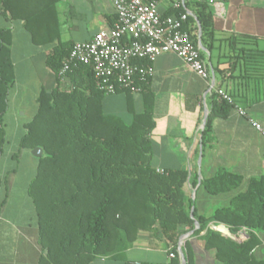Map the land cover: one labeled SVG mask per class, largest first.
<instances>
[{
	"label": "trees",
	"instance_id": "obj_1",
	"mask_svg": "<svg viewBox=\"0 0 264 264\" xmlns=\"http://www.w3.org/2000/svg\"><path fill=\"white\" fill-rule=\"evenodd\" d=\"M32 1L33 6L24 7L22 0H0V10L12 19L24 20L33 40L38 41L33 24L52 40L55 34L50 32L57 31V23L54 19L50 25L48 18L54 16V0ZM182 11L185 9L179 5L177 12ZM195 15L203 41L212 37L213 18L205 1L195 3ZM183 28L197 42L192 16L188 15ZM10 43V30L0 27V153L5 141L2 116L14 82ZM70 48L59 42L47 54L46 65L55 73L57 84L51 90H40L37 110L24 124L19 140L20 149H42L27 189L37 217L38 264H89L98 256H115L135 241L139 230L159 235L174 253L169 264H180L179 237L194 228V220L199 227L193 235L205 230L201 238L206 249L215 251L217 264H264L254 252L260 244L258 233L264 232V177L251 179L245 191L211 216H199L193 208L190 217L194 203L184 189L188 171L174 168L159 172L153 163L150 76H136L132 84L142 94L141 110L128 105L127 117L104 112L102 99L107 94L96 88L90 65L71 67L65 80L57 76ZM130 90L126 87L116 92ZM217 98L203 142L211 119L226 116L231 107ZM240 182L239 175L218 168L202 186L208 193L218 194L236 189ZM210 221L228 225L233 234L245 228L247 236L225 237L208 227ZM183 252L186 264H194L188 241Z\"/></svg>",
	"mask_w": 264,
	"mask_h": 264
},
{
	"label": "crops",
	"instance_id": "obj_2",
	"mask_svg": "<svg viewBox=\"0 0 264 264\" xmlns=\"http://www.w3.org/2000/svg\"><path fill=\"white\" fill-rule=\"evenodd\" d=\"M198 1L207 3L213 18V36L203 41L201 29L200 37L204 48L200 49L201 55L209 77H200L173 53L159 55L152 64L148 85L154 122L149 137L154 166L186 169L185 193L193 200L197 215L209 217L215 209L227 207L237 193L245 191L251 179L264 177V138L251 122L264 129V0H158L161 15L176 13L178 4L194 18L197 45L199 21L195 3ZM20 4L31 7L33 1L22 0ZM53 11L54 16L49 15L48 20L52 25L56 19L57 31L50 32L55 37L48 39L46 31L33 24L38 39L35 41L24 20L12 19L0 10V27L11 33L14 71L2 123L9 118L14 128L26 123L17 117L25 114L28 100L31 107L33 102L36 112L40 90H51L57 84L55 73L46 65V56L53 47L59 42L71 46L74 42H87L96 32L109 28L115 18L112 0H54ZM217 89L230 96L231 102H227L231 107L226 116L211 119L203 142L207 118L214 98L218 97ZM128 105L141 110L142 94L131 89L107 94L102 99V108L107 113L127 117ZM19 140L16 147L12 145L7 151L3 144L0 153V264H38L41 254L35 207L27 190L30 180H22L19 185L18 175L22 156L33 166L37 165V158L31 155V150L20 149ZM218 168L239 175L240 185L229 192L208 193L202 181L214 175ZM20 202L26 205L24 209ZM216 223L210 221L208 227ZM204 232L190 235L182 244L184 247L188 241L194 264L215 260V251L206 249L201 238ZM234 235L245 238L247 230L241 228ZM258 236L260 244L254 252L264 260V232ZM170 251L171 245L154 231L139 230L130 246L115 256H98L89 264H166Z\"/></svg>",
	"mask_w": 264,
	"mask_h": 264
},
{
	"label": "built area",
	"instance_id": "obj_3",
	"mask_svg": "<svg viewBox=\"0 0 264 264\" xmlns=\"http://www.w3.org/2000/svg\"><path fill=\"white\" fill-rule=\"evenodd\" d=\"M157 2L112 0L115 12L112 25L96 32L87 42H74L57 76L65 80L71 67L83 63L91 66L96 88L106 94H114L126 87L137 90L132 87L134 78L151 76L156 58L163 53H173L197 75L208 78L209 71L201 50L183 28L188 13L161 15ZM216 94L220 100L231 102L223 90L217 89ZM251 122L264 138V129L257 122ZM172 258L174 253L170 251L166 264Z\"/></svg>",
	"mask_w": 264,
	"mask_h": 264
},
{
	"label": "rangeland",
	"instance_id": "obj_4",
	"mask_svg": "<svg viewBox=\"0 0 264 264\" xmlns=\"http://www.w3.org/2000/svg\"><path fill=\"white\" fill-rule=\"evenodd\" d=\"M31 101L28 100V105L26 106V112L23 116H19L17 117L19 119V121H24V122H28L33 115L31 114H34L33 112H35L34 108H33V102H32V107L31 105ZM31 108H32V111H31ZM121 112V111H120ZM21 111H19L18 114H20ZM127 116H130V115H127ZM123 117H126V115H124ZM5 123H7V125H5ZM13 122H11L9 120V118H7V120H5V122L3 121L2 123V126L4 127V131H5V135H6V140H5V143H4V148H5V151H7L12 145H14V147H16L18 145V140L20 138V136L22 135V133L24 132V125L21 126V127H18V128H14L13 127ZM16 142V143H15ZM2 172L4 173V167H2ZM36 173V165L33 166V164L30 163V161L28 160V158L25 156H22V158L20 159V163H19V166H18V175H19V185H21L22 183V180L28 182L29 180L31 181L32 178L34 177ZM17 202V201H16ZM14 202V203H16ZM12 203V202H11ZM17 205V203L15 204ZM20 205H21V208L24 209L25 208V204L23 205L22 202H20ZM218 261L215 259L214 261H211L208 262V264H217Z\"/></svg>",
	"mask_w": 264,
	"mask_h": 264
},
{
	"label": "water",
	"instance_id": "obj_5",
	"mask_svg": "<svg viewBox=\"0 0 264 264\" xmlns=\"http://www.w3.org/2000/svg\"><path fill=\"white\" fill-rule=\"evenodd\" d=\"M197 24H198V28H199V30H198V46L200 47V49L204 50V48L201 45V41H200V37H201L200 24H199V22H197ZM206 117H207V112H205V114H204L203 125L205 124ZM31 155L35 158L41 157L42 149L40 147H35V148L31 149ZM190 217H193V207L191 208V211H190ZM198 227H199L198 222L196 220H194V228L192 230L188 231L187 233L182 234L179 237V241L177 244V250H178V253L180 256V264H186V258H185V254L183 252L182 244L185 241V239L187 237H189L190 235H192L194 230L197 229ZM210 228L221 233L225 237H228L231 239H236V236L231 232L230 228L223 223L212 224L210 226Z\"/></svg>",
	"mask_w": 264,
	"mask_h": 264
}]
</instances>
